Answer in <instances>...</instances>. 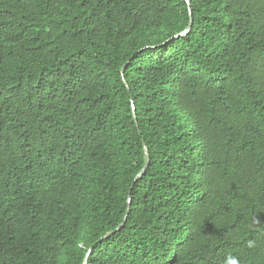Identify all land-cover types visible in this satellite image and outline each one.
Returning <instances> with one entry per match:
<instances>
[{
  "label": "trees",
  "instance_id": "1",
  "mask_svg": "<svg viewBox=\"0 0 264 264\" xmlns=\"http://www.w3.org/2000/svg\"><path fill=\"white\" fill-rule=\"evenodd\" d=\"M190 4L0 0V264H264V0Z\"/></svg>",
  "mask_w": 264,
  "mask_h": 264
},
{
  "label": "water",
  "instance_id": "2",
  "mask_svg": "<svg viewBox=\"0 0 264 264\" xmlns=\"http://www.w3.org/2000/svg\"><path fill=\"white\" fill-rule=\"evenodd\" d=\"M187 1L189 3V6L191 7L190 0H187ZM190 13H191V16H192V11L191 10H190ZM193 23H194V19L191 17L189 26L184 31L178 33L175 36L186 35L187 33H189L190 30L192 29ZM124 71H125V68H123V72ZM133 108H134V115H135V118H136V121H137L138 120L137 119V113H136V108H135L134 104H133ZM150 161H151L150 151H149V148L147 147V145H145V165L140 170V172L136 175L135 181H138L139 179H141L144 176V174H145V172H146V170H147V168H148V166L150 164ZM131 202H132V196H131V191H130L129 200H128V209H127V212L125 214L124 220L118 225V227L116 229L109 231L104 237H108V236L112 235L113 233H115L116 231L120 230L125 225V223H126V221L128 219L130 210H131ZM85 264H87V262Z\"/></svg>",
  "mask_w": 264,
  "mask_h": 264
},
{
  "label": "clouds",
  "instance_id": "3",
  "mask_svg": "<svg viewBox=\"0 0 264 264\" xmlns=\"http://www.w3.org/2000/svg\"><path fill=\"white\" fill-rule=\"evenodd\" d=\"M231 264H238V262L235 259H232Z\"/></svg>",
  "mask_w": 264,
  "mask_h": 264
}]
</instances>
